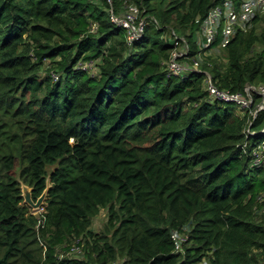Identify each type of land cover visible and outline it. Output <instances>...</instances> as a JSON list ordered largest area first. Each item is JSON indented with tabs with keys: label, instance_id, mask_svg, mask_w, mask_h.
I'll return each instance as SVG.
<instances>
[{
	"label": "trees",
	"instance_id": "1",
	"mask_svg": "<svg viewBox=\"0 0 264 264\" xmlns=\"http://www.w3.org/2000/svg\"><path fill=\"white\" fill-rule=\"evenodd\" d=\"M128 1L0 0V264H264V5L201 49L223 0Z\"/></svg>",
	"mask_w": 264,
	"mask_h": 264
},
{
	"label": "built area",
	"instance_id": "2",
	"mask_svg": "<svg viewBox=\"0 0 264 264\" xmlns=\"http://www.w3.org/2000/svg\"><path fill=\"white\" fill-rule=\"evenodd\" d=\"M261 5H264V0H243L239 9L236 11V7L231 0H223L218 3L208 15L203 19L202 23L199 27L198 32V43H200V48L205 49L210 46V44L215 40L219 33H222V44H225L230 37L234 34L235 27L240 25L241 27H245L247 21L254 15L256 9H258ZM137 8L135 6L130 7V11H128L124 18L113 17L112 19L117 23H121L123 26L129 28L130 33L128 35L129 39L134 37H138L141 34V30L143 27V22L140 21L136 26L133 23L136 16ZM177 37L171 39V42H174L175 48L172 51L171 57L167 63L168 72L170 74H180L186 69H197L201 58L199 56H195L191 58V63L186 64L180 60L182 56L187 54L188 45L185 43L179 50H176V44H178ZM207 88L209 93L214 95L215 97L223 100L229 101H237L242 105L247 106L249 104V100L240 96L237 93H228L227 91L220 90L216 88L208 77L207 80ZM251 88L250 85L247 86V90ZM260 93L262 95V101L260 103V108L264 107V86L261 87ZM264 161V143L260 151L255 153V162H263ZM38 209L41 211L44 210V205L40 206ZM172 237H174L176 243V249L181 248V241L185 239V237L177 232L172 233ZM79 252V248L77 245H73L70 248L69 252ZM44 264V263H42Z\"/></svg>",
	"mask_w": 264,
	"mask_h": 264
},
{
	"label": "rangeland",
	"instance_id": "3",
	"mask_svg": "<svg viewBox=\"0 0 264 264\" xmlns=\"http://www.w3.org/2000/svg\"><path fill=\"white\" fill-rule=\"evenodd\" d=\"M124 8H123V13H125L127 10H128V7H129V5H132V3L131 2H129L128 0H124ZM130 8V7H129ZM127 13V12H126ZM138 15H139V13H137L136 14V16L135 17H138ZM135 24V23H134ZM136 26V25H135ZM182 47V46H181ZM180 43H178V44H176V50H179L180 48ZM218 49H216V51H215V54H217V55H221V57L223 58L224 57V54L223 53H218ZM22 189L23 190H26V189H28L29 190V187L28 186H26V185H22ZM31 196V195H30ZM31 198H32V196H31ZM32 200H34L33 198H32ZM45 201H44V199H43V201H42V204L40 205V206H42L43 205V203H44ZM32 208V210L34 211V212H36V214H38L39 212H41V210L40 209H38V208H33V207H31ZM106 221V211H105V209L103 208V209H101L100 211H99V213L94 217V219H93V223H92V228L94 229V230H97V231H99L101 228H102V226H103V224H104V222ZM61 252H64V254L65 255H67V256H73V257H81V251H79V252H77V251H75V252H67V250H64V251H61ZM117 264V263H116Z\"/></svg>",
	"mask_w": 264,
	"mask_h": 264
},
{
	"label": "water",
	"instance_id": "4",
	"mask_svg": "<svg viewBox=\"0 0 264 264\" xmlns=\"http://www.w3.org/2000/svg\"><path fill=\"white\" fill-rule=\"evenodd\" d=\"M23 190V189H22ZM46 191H43L42 194L34 201L31 198V188L29 190H23L22 195L24 197V201L28 203L33 208H38L42 204L43 199L45 198Z\"/></svg>",
	"mask_w": 264,
	"mask_h": 264
}]
</instances>
